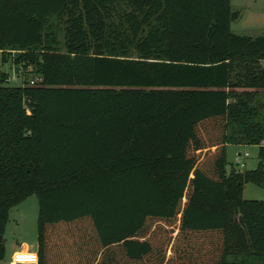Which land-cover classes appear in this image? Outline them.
Wrapping results in <instances>:
<instances>
[{
    "label": "trees",
    "instance_id": "obj_1",
    "mask_svg": "<svg viewBox=\"0 0 264 264\" xmlns=\"http://www.w3.org/2000/svg\"><path fill=\"white\" fill-rule=\"evenodd\" d=\"M238 17L231 0H0L2 60L30 67L0 74V235L36 195L38 264H264V199L243 198L264 188V35ZM230 144L259 145L257 166L227 169Z\"/></svg>",
    "mask_w": 264,
    "mask_h": 264
},
{
    "label": "rangeland",
    "instance_id": "obj_2",
    "mask_svg": "<svg viewBox=\"0 0 264 264\" xmlns=\"http://www.w3.org/2000/svg\"><path fill=\"white\" fill-rule=\"evenodd\" d=\"M231 6L239 12V17L230 24L232 32L244 35H264V0H231ZM0 70L12 74V63L10 60H2L0 53ZM4 85L20 86L18 78L5 82ZM259 145H227V169L233 166L234 170L255 168L258 164ZM238 152H247L248 157L242 158L244 166L236 165L234 160ZM243 198L264 199V188L252 182H246L243 186ZM39 203L36 195H31L13 207L9 212V220L6 223L2 235L5 247V257L0 264L8 263L12 251L20 242H27L33 250L37 244V216ZM71 233H89L91 227L87 221H81L65 226ZM24 252L16 253L14 258H28Z\"/></svg>",
    "mask_w": 264,
    "mask_h": 264
},
{
    "label": "built area",
    "instance_id": "obj_3",
    "mask_svg": "<svg viewBox=\"0 0 264 264\" xmlns=\"http://www.w3.org/2000/svg\"><path fill=\"white\" fill-rule=\"evenodd\" d=\"M30 67L27 66L26 68L23 67L22 64H20L18 66V68H16V66L14 64H12V74L10 76L7 75L6 71H2L0 70V74L1 73H5L6 74V78H5V82L10 81L11 79H16L18 78L21 82V85L23 83V79H24V73L26 71H29ZM41 80V76L39 75H35L32 77L28 78V84L29 85H35L37 84L39 81ZM260 145L264 146V140L261 141ZM248 157V153L247 152H238L236 154L235 157V164L236 165H240V166H244V162L242 161L244 158ZM243 158V159H242ZM28 258H23V259H12L10 262H8L7 264H38V257L36 253H32L28 255Z\"/></svg>",
    "mask_w": 264,
    "mask_h": 264
},
{
    "label": "crops",
    "instance_id": "obj_4",
    "mask_svg": "<svg viewBox=\"0 0 264 264\" xmlns=\"http://www.w3.org/2000/svg\"><path fill=\"white\" fill-rule=\"evenodd\" d=\"M21 252H24L26 255H29L32 253L37 254V244L35 248L32 250L30 244H28L27 242L23 241V242L18 243L17 247L12 251L11 258L8 262H10L12 259H16L14 258V255L16 253H21Z\"/></svg>",
    "mask_w": 264,
    "mask_h": 264
},
{
    "label": "water",
    "instance_id": "obj_5",
    "mask_svg": "<svg viewBox=\"0 0 264 264\" xmlns=\"http://www.w3.org/2000/svg\"><path fill=\"white\" fill-rule=\"evenodd\" d=\"M2 235H0V241H1Z\"/></svg>",
    "mask_w": 264,
    "mask_h": 264
}]
</instances>
